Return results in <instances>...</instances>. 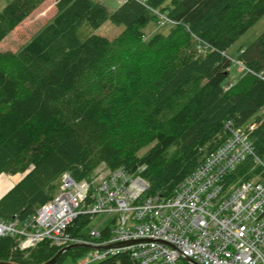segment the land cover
<instances>
[{
    "label": "trees",
    "instance_id": "16d2710c",
    "mask_svg": "<svg viewBox=\"0 0 264 264\" xmlns=\"http://www.w3.org/2000/svg\"><path fill=\"white\" fill-rule=\"evenodd\" d=\"M43 1L7 3L0 42ZM56 7L17 51H0V174L24 175L0 198V219H28L58 194L64 173L92 180L102 165L131 173L144 167L148 194L171 197L232 129L251 120L254 156L232 178L259 175L264 32L241 48L244 73L230 83L227 50L264 16V0H124L113 12L99 0H57ZM160 17L169 31L146 38L143 27ZM108 18L125 26L114 38L82 29ZM88 224L80 215L68 231ZM19 242L0 236V261L43 264L60 251L49 240L29 251ZM87 251L73 248L54 264ZM93 264L139 263L122 252Z\"/></svg>",
    "mask_w": 264,
    "mask_h": 264
},
{
    "label": "built area",
    "instance_id": "2783aa9c",
    "mask_svg": "<svg viewBox=\"0 0 264 264\" xmlns=\"http://www.w3.org/2000/svg\"><path fill=\"white\" fill-rule=\"evenodd\" d=\"M255 126L251 120L232 129L171 197L148 194L144 167L135 173L108 170L97 181L77 180L66 172L58 194L34 215L0 219V236H17L24 251L44 240L60 250L87 244L88 258L80 264L122 252H129L139 264H192L188 257L200 264H264V161L254 157L262 167L254 179L232 178L254 156L250 134ZM100 214L114 215L104 229L68 231L78 216L87 215L90 223Z\"/></svg>",
    "mask_w": 264,
    "mask_h": 264
},
{
    "label": "rangeland",
    "instance_id": "374dc122",
    "mask_svg": "<svg viewBox=\"0 0 264 264\" xmlns=\"http://www.w3.org/2000/svg\"><path fill=\"white\" fill-rule=\"evenodd\" d=\"M11 0H0V13L4 7ZM109 10L113 12L120 7L124 0H99ZM57 0H44L14 31L10 33L6 38L0 42V51L13 50L17 51L25 42H27L35 33H37L57 12L56 7ZM162 17L158 20H153L143 27L146 38L153 35L157 31L167 32L171 27V23L161 24ZM85 29L86 34H100L109 38H114L120 34L125 26L120 23H116L112 19L108 18L99 28ZM264 32V16H262L245 34L239 37L235 43L227 50L228 56L233 60L230 76L227 83L235 82L239 76L244 73L243 68L237 62L238 54L241 48L251 44L257 37ZM148 147H145L140 151V154L146 152ZM96 177L93 181L99 180L105 176L109 171L105 166H98L95 170ZM114 215L108 217L106 214H100L96 216L85 230V233H89L91 229L98 228L104 229L111 224V220ZM88 258V255L75 258L72 255H66L60 264H80Z\"/></svg>",
    "mask_w": 264,
    "mask_h": 264
},
{
    "label": "crops",
    "instance_id": "0c3cea01",
    "mask_svg": "<svg viewBox=\"0 0 264 264\" xmlns=\"http://www.w3.org/2000/svg\"><path fill=\"white\" fill-rule=\"evenodd\" d=\"M23 174H6L2 173L0 174V198L3 197L16 183H18L22 177Z\"/></svg>",
    "mask_w": 264,
    "mask_h": 264
},
{
    "label": "water",
    "instance_id": "95a60500",
    "mask_svg": "<svg viewBox=\"0 0 264 264\" xmlns=\"http://www.w3.org/2000/svg\"><path fill=\"white\" fill-rule=\"evenodd\" d=\"M125 245V243H118L116 244V246H123ZM76 247H88L87 244H80V243H75V244H72L70 246H67L63 249H61L51 260L43 263V264H54L65 252L73 249V248H76ZM189 262H191L192 264H200L198 262H195L194 260H192L191 258H186ZM0 264H15V263H12V262H7V261H0Z\"/></svg>",
    "mask_w": 264,
    "mask_h": 264
}]
</instances>
